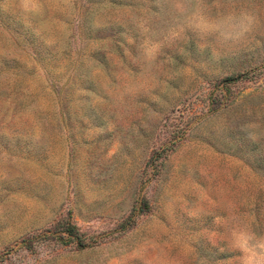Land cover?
I'll list each match as a JSON object with an SVG mask.
<instances>
[{"label": "rangeland", "instance_id": "rangeland-1", "mask_svg": "<svg viewBox=\"0 0 264 264\" xmlns=\"http://www.w3.org/2000/svg\"><path fill=\"white\" fill-rule=\"evenodd\" d=\"M263 153L264 0H0V264H243Z\"/></svg>", "mask_w": 264, "mask_h": 264}, {"label": "clouds", "instance_id": "clouds-1", "mask_svg": "<svg viewBox=\"0 0 264 264\" xmlns=\"http://www.w3.org/2000/svg\"><path fill=\"white\" fill-rule=\"evenodd\" d=\"M24 2L25 7H27L29 0H24ZM251 24V17L242 16L239 24L237 25V38L247 32L250 29ZM196 26L202 31H212L219 27V25L204 17L198 18ZM242 252L245 254L243 264H264V241L258 242L255 247H253L252 251H247L246 249L242 248Z\"/></svg>", "mask_w": 264, "mask_h": 264}, {"label": "trees", "instance_id": "trees-1", "mask_svg": "<svg viewBox=\"0 0 264 264\" xmlns=\"http://www.w3.org/2000/svg\"><path fill=\"white\" fill-rule=\"evenodd\" d=\"M226 81V80H225ZM228 81V80H227ZM254 143H252V144H254L256 147L257 146H260V144L261 143H259V141H253ZM260 142H261V140H260ZM263 157H264V153H263ZM264 159V158H263ZM259 165H262V163L260 162V164Z\"/></svg>", "mask_w": 264, "mask_h": 264}]
</instances>
